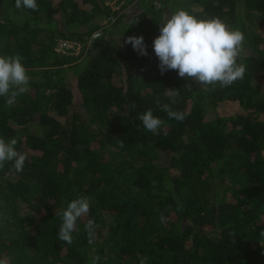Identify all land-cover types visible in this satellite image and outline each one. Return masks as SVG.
Instances as JSON below:
<instances>
[{
  "label": "trees",
  "instance_id": "1",
  "mask_svg": "<svg viewBox=\"0 0 264 264\" xmlns=\"http://www.w3.org/2000/svg\"><path fill=\"white\" fill-rule=\"evenodd\" d=\"M37 4L32 11L0 0V55L24 57L30 77L11 106L0 97V137L16 138L27 156L22 171L14 161L0 170V259L264 264V0H124L116 10L105 0ZM179 9L244 33L243 79L221 87L178 70L161 74L153 41ZM108 16L115 19L103 27ZM129 36L144 37L147 55L125 43ZM60 39L80 43L79 52L58 51ZM167 90L179 92L177 103ZM228 100L239 107L222 115ZM148 108L164 121L157 134L139 119ZM80 197L90 209L68 244L57 238L60 213Z\"/></svg>",
  "mask_w": 264,
  "mask_h": 264
},
{
  "label": "clouds",
  "instance_id": "2",
  "mask_svg": "<svg viewBox=\"0 0 264 264\" xmlns=\"http://www.w3.org/2000/svg\"><path fill=\"white\" fill-rule=\"evenodd\" d=\"M17 8L38 10L37 0H15ZM125 43H130L133 49L140 55H147L143 36H129ZM245 44V35L238 28L227 24L219 17L210 19H198L184 9L177 10L163 25H160V34L153 41V49L158 57L161 74L168 70H178V75L195 78L202 85H215L227 87L235 81L243 79L246 65L238 63ZM21 55H0V97H7L6 103L11 106L18 95L28 91L30 77L28 69L22 63ZM172 93V104L177 103L179 92L167 90ZM159 104V100H157ZM132 103V109H135ZM170 119L183 122L185 114L174 111L170 105H163ZM143 126L148 132L157 134V130L164 121L153 115L148 108L139 115ZM17 139L6 141L0 137V170L5 162L14 161L17 172L23 170L27 159L25 153L16 150ZM121 146L123 141L121 140ZM90 209V199L80 197L69 202L60 213L62 224L59 227L57 238L68 244L73 243V233L76 230L78 218L86 215ZM57 214V213H56ZM94 220H88L85 225L89 235V243L94 235ZM264 236V232H261ZM146 257L141 258L140 264H145ZM99 260V256L93 258V264ZM0 264H7L0 259Z\"/></svg>",
  "mask_w": 264,
  "mask_h": 264
},
{
  "label": "built area",
  "instance_id": "3",
  "mask_svg": "<svg viewBox=\"0 0 264 264\" xmlns=\"http://www.w3.org/2000/svg\"><path fill=\"white\" fill-rule=\"evenodd\" d=\"M106 4L110 5L114 10L118 9L122 3L124 2V0L120 1V0H105ZM114 16H108L106 18H103V21L101 23V25L103 27H106L108 25H110L113 21H114ZM102 34V29H97L95 30L88 38V43L91 44L93 42V40L95 38H97L98 36H100ZM76 47V53L79 52V49L81 47V44L78 42H74V41H70V40H64V39H60L58 41L57 44V50L61 51L63 53H70V49L71 48H75Z\"/></svg>",
  "mask_w": 264,
  "mask_h": 264
},
{
  "label": "rangeland",
  "instance_id": "4",
  "mask_svg": "<svg viewBox=\"0 0 264 264\" xmlns=\"http://www.w3.org/2000/svg\"><path fill=\"white\" fill-rule=\"evenodd\" d=\"M100 20H101L100 22L102 23L103 18ZM76 83H77L76 81L75 82L73 81L72 86H73L74 92L76 93V96L78 97L79 95H78ZM238 107L239 106H238L237 102H233V101L228 100V101H225L224 103H222L218 107V111L220 114L228 116V115L232 114L236 109H238Z\"/></svg>",
  "mask_w": 264,
  "mask_h": 264
}]
</instances>
